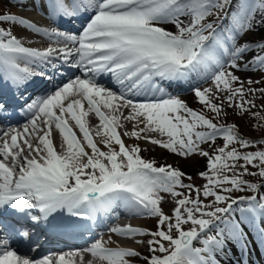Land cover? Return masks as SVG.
Masks as SVG:
<instances>
[{"label":"snow or ice","instance_id":"6c2138e0","mask_svg":"<svg viewBox=\"0 0 264 264\" xmlns=\"http://www.w3.org/2000/svg\"><path fill=\"white\" fill-rule=\"evenodd\" d=\"M49 6L60 17L90 16L81 32L71 34L38 27L11 11L0 13V69L19 87L32 75L21 61L55 67L53 59L71 63L78 57L75 66L88 78L70 80L26 105L30 119L21 129H0V212L10 208L39 223L62 213L95 219L126 207L156 220L155 230L131 224L109 229L146 244L144 264H218L215 257L226 241L247 248L245 223L256 227L264 242V195L239 197L249 201L248 208L239 209V220L228 218L237 203L230 193L264 188V140L260 150L242 151L258 140L243 135L236 123L219 122L229 110L264 122V104L254 111L257 104L250 98L259 93L264 99V87H253L264 85V0H42V10ZM5 24L55 36L63 46H25ZM240 70L259 71L261 77H242ZM102 73L111 74L122 90L100 86L96 77ZM157 81L191 83L201 109L170 95L156 98L155 92H164ZM125 90L136 95L154 90L153 98L136 102ZM5 112L0 104V115ZM90 113L99 122L94 134L86 121ZM122 120L133 125L124 136L185 159L204 158L206 170L198 175L206 182L185 183L193 178L179 167L142 158L147 149L125 144ZM218 138L222 146L216 147ZM164 202L172 203L170 214L163 211ZM12 230L28 238L27 231ZM111 238L96 239L84 252L98 264H134L142 256L127 245L109 246ZM74 255L78 262L63 255L31 259L0 237V264H84L82 253Z\"/></svg>","mask_w":264,"mask_h":264},{"label":"bare ground","instance_id":"6f19581e","mask_svg":"<svg viewBox=\"0 0 264 264\" xmlns=\"http://www.w3.org/2000/svg\"><path fill=\"white\" fill-rule=\"evenodd\" d=\"M41 2L42 0H9L7 1L6 4H10L12 6L10 8V11L12 13L18 14L26 19H29L36 24L45 23L51 26L48 20L50 19L51 13H47L45 10L41 9ZM33 5H35V7H33ZM35 8L36 10L37 9L40 10L41 13L35 12ZM50 8L51 7L49 6V8L47 9H50ZM89 16H90L89 13L87 15L81 16V28L78 30V32L79 31L81 32L83 27L86 26V21L89 18ZM11 30L18 38L22 40L25 46L34 47L36 45V43L34 42V39L37 34L32 29H27L26 26H11ZM49 46L57 47L56 44H50ZM77 59L78 57L71 59V63H73L72 67L68 69L63 76L57 77L50 84V86H47L46 88H41L38 91L39 98L45 96L46 94H49L52 91H55L56 87L62 86L64 83H67L70 80H73L77 77H80L82 79L87 78V75L84 73L83 68H78L75 66V62ZM21 65L23 64L21 63ZM0 74H1V71H0ZM105 74H108V73H105ZM97 82L102 87H106V88L108 87L106 81L104 82L97 81ZM157 83L161 87H163L164 92L163 93L155 92L156 98H160L161 96H163V98H167L170 95V96L178 97L180 99L185 98V97L191 99L194 96L192 84L186 85L183 87L182 81L181 82H171V83L167 81H163V82L157 81ZM118 86H119V89H115L112 91L117 92V93L121 91L122 90L121 86L119 84ZM153 92H148L147 94H140V95H137L136 97L131 96V94H129L128 92L125 94L128 96V98H131L136 102H144L148 99L153 98ZM83 103H84L85 109L87 110L88 108L87 102L84 101ZM124 114L127 115L126 110ZM29 119H30V114L28 113L26 117L22 118L20 121H17L13 124L8 125L7 128L12 127V128L21 129L25 124L28 123ZM86 121L91 131L94 134L96 131V126L99 123L98 118H96L94 114L90 113L89 117L86 118ZM70 123H74V122L70 121ZM121 123L124 125V127L120 128L119 131L121 132L122 138L124 139V142L126 145H132V144L138 143L141 146L147 143V141L144 139L137 140V139L130 138L128 136H124L123 135L124 130L126 129L127 131L130 132L132 130L133 125L132 123L125 122L123 120L121 121ZM77 135L78 136L81 135L78 130H77ZM150 135L160 138L156 133H150ZM52 138L54 139L55 145L59 147L61 140H60L58 130H53ZM94 138L98 139L97 137H94ZM99 146L103 150H106L103 144H100ZM116 147L118 149V146ZM112 214L114 217L107 219L106 224L102 226L100 232L95 235H92V237H90L88 241H83L80 236L78 238H69L67 236L69 233L78 234L80 230L76 229V230H72L71 232L64 231V234L62 235L64 236L63 241L58 240V238L54 240H51V239L46 240L43 249L48 248L49 245L57 246L59 245V243H71L75 245L80 244V246H75L74 250L68 255H66L65 258L72 259L74 262H78L80 260V256L74 255V254L82 253L84 257V264H87L88 261H92V264H98V261L96 260V258L92 257L90 253L84 252V249L88 248L96 239H99L101 237H103V239L107 241L109 236L111 235L112 238H111V242L109 246L127 245L130 247H133L134 249L138 251L139 245L137 243H134L132 239L125 238V237H118V235L110 233L109 229L115 226H123V225H128V224H131L133 226L144 227L145 222H146L145 217L147 216L131 214L130 210L123 206L116 208L115 212H113ZM255 220L257 224H260V217L258 216V214L255 216ZM99 221H100V218L98 217L94 219L95 224H98ZM260 226H264V224H260ZM141 237L142 236H138L136 237V239H141ZM258 238L260 240V237L257 234V229L256 227H254L253 236H247L246 238L247 239L246 249L239 242L235 241V244L233 246L231 245L232 244L231 240H229V242L227 241L225 244L224 250L218 253V255L220 256L215 257L218 264H264V242H262L261 240L259 241ZM251 240L253 244L251 243ZM82 245H88V246L85 247ZM226 254H228L231 257H228ZM37 257H39V255L36 256V258ZM49 258L56 260L59 257L53 256Z\"/></svg>","mask_w":264,"mask_h":264},{"label":"rangeland","instance_id":"374dc122","mask_svg":"<svg viewBox=\"0 0 264 264\" xmlns=\"http://www.w3.org/2000/svg\"><path fill=\"white\" fill-rule=\"evenodd\" d=\"M7 1L9 0H0V13H4V12H8L10 11V8L12 7L10 4H6ZM12 25L9 24H5L4 27L6 28H11ZM257 37L260 36V33L256 34ZM240 76H250L252 79L254 80H259L261 77V73L259 71H253V70H248V71H244V70H240L237 73ZM198 86L201 87H207L208 84H200ZM253 87H264V85L261 84H257V85H253ZM252 99H254L256 101L257 104V109H254V111H259V106L261 104H264V99H261L259 93H257L255 96L250 97ZM182 100H184L190 107H192L195 110H200L201 109V105L198 103L197 99L195 96H193L191 99L189 98H182ZM208 115H211L210 113H206ZM261 115H264V112H261ZM220 123H236L239 126V131L245 135L246 137H248L249 139H257L258 143L256 145H252L250 148L242 150V151H252V150H260L261 149V145L259 144V140H264V126L261 127H257L258 124H262L264 125V122L259 121L258 119H253L250 116H245L244 118H241V116L239 114H237L235 111L233 110H229V114L226 118V120L223 121H219ZM138 144V143H137ZM140 146V145H139ZM215 146L219 147L222 146V140L221 139H217L215 142ZM141 149H147L142 150L140 155L142 156V158L144 159H154L157 163V166L163 164V163H167V164H171L173 166L179 167L182 171H184L186 173V176H191L193 179L191 181H189L187 178L184 179L185 183H194L197 186H200L202 184H204L206 182V180L204 178L199 177L198 173L200 171H204L206 170L205 168V159L199 156H193L190 159H185L182 157H179L173 153H170L167 150H164L162 148H160L159 146H155V145H151L150 143H146L140 146ZM202 147L204 149H209V145L208 144H204L202 145ZM242 163V162H241ZM247 179H250L249 177H245ZM260 181H257V183H259ZM252 194L251 196L255 195L259 198V195H264V188H260L258 190V192H252V191H236L233 193H230L229 195L234 198L237 199V203L233 206V211L232 213L229 214L228 218L229 219H236L239 220L241 213L239 211V209L241 208H247L249 205V201L247 199L241 201L238 198L239 197H247L248 195ZM206 201H208V198H204ZM210 202V201H208ZM220 206H226L224 204H221ZM172 203L169 202H164L162 204V209L165 213L170 214L171 210H172ZM259 216V215H258ZM146 218V222H145V226L144 228L146 229H150V230H155V226H156V220L151 218V217H145ZM243 229H247L246 233L247 236H253V232H254V227L249 226L248 223L242 224ZM118 237H121L118 235ZM150 237L148 236H142L141 239L138 240H144L146 241L147 239H149ZM197 246L198 245V242ZM138 251L142 254V256L139 259H136L134 261V264H144V260H143V256L147 255L148 253V249H147V245L146 244H138ZM143 261V262H142Z\"/></svg>","mask_w":264,"mask_h":264}]
</instances>
